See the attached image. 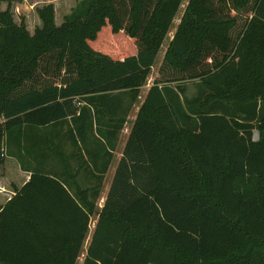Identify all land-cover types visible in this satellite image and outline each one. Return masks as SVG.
<instances>
[{"label": "trees", "instance_id": "trees-1", "mask_svg": "<svg viewBox=\"0 0 264 264\" xmlns=\"http://www.w3.org/2000/svg\"><path fill=\"white\" fill-rule=\"evenodd\" d=\"M12 1L0 0V161L18 159L11 138L24 142L29 128L49 132L43 141L55 149L53 124L97 121L108 98L134 103L183 3L80 0L56 24L50 2L36 8L31 33ZM29 185L0 213L4 264L57 263L26 223L52 211L23 208L48 193L84 221L63 264L76 260L90 214L83 264H264V0H187L102 208L80 206L59 185L37 195Z\"/></svg>", "mask_w": 264, "mask_h": 264}, {"label": "crops", "instance_id": "crops-1", "mask_svg": "<svg viewBox=\"0 0 264 264\" xmlns=\"http://www.w3.org/2000/svg\"><path fill=\"white\" fill-rule=\"evenodd\" d=\"M147 80L131 105L127 95L103 102L105 113L97 121L95 118L90 121L87 115L82 121L53 124L50 138L57 143L55 149L47 147L43 141L49 132H45L44 128H29L24 142L18 140L16 146H10L19 160L16 155H2L0 213L7 202L29 183L32 187L30 192L34 195L39 193L38 190H55L59 185L80 206L89 207V203H93L96 209L102 208L132 122L153 78ZM81 104H87L86 100ZM32 175L39 178L32 179ZM45 197L46 200H42L44 196H38L30 203L23 202V208L40 209L46 206L52 211V217L46 220L39 217L26 223L35 224V247L40 254L58 258L56 264H63L65 258L67 260L75 255V244L84 221L73 216V205L63 195L48 193ZM96 222L97 215L90 214L85 237L73 264H83Z\"/></svg>", "mask_w": 264, "mask_h": 264}, {"label": "rangeland", "instance_id": "rangeland-1", "mask_svg": "<svg viewBox=\"0 0 264 264\" xmlns=\"http://www.w3.org/2000/svg\"><path fill=\"white\" fill-rule=\"evenodd\" d=\"M78 1L80 0H13L11 7H12L14 20L17 23H19L23 19L27 26V29L32 33L34 31V28L41 24V21L38 18V15L36 13L37 7H41L47 3L52 2L55 8V22L56 24H60L63 21V17L65 16V14L69 13ZM186 2L187 0H183V3L180 6V9L178 10L176 16L174 17L171 30L168 33V36L165 38L164 42L162 43V46L158 53L155 64L153 65V68L151 69V73L148 77L149 80L150 79L152 80V78H154L156 75L157 67L162 60L167 43L169 42V39L172 37L175 27L177 26L181 16L183 15V10H184ZM6 5H7L6 2L0 3V9H5ZM186 89L187 90L185 93L187 96L190 97L194 95L197 92L195 81L186 82ZM253 137L254 139H257L258 136H257L256 131H254ZM3 143L4 144H3L2 151L5 152L6 151V140L5 139L3 140ZM12 144L15 146L17 145V139L16 138L14 139V137L11 138V145Z\"/></svg>", "mask_w": 264, "mask_h": 264}]
</instances>
